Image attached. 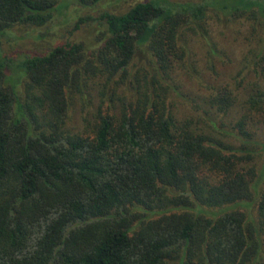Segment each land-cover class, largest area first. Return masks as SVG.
Returning <instances> with one entry per match:
<instances>
[{
  "label": "trees",
  "instance_id": "16d2710c",
  "mask_svg": "<svg viewBox=\"0 0 264 264\" xmlns=\"http://www.w3.org/2000/svg\"><path fill=\"white\" fill-rule=\"evenodd\" d=\"M60 1L0 0V37L46 25ZM209 11L244 18L255 41L233 85L195 64ZM100 19L91 52L0 48V264H264V0H149ZM184 81L198 113L174 102Z\"/></svg>",
  "mask_w": 264,
  "mask_h": 264
},
{
  "label": "rangeland",
  "instance_id": "374dc122",
  "mask_svg": "<svg viewBox=\"0 0 264 264\" xmlns=\"http://www.w3.org/2000/svg\"><path fill=\"white\" fill-rule=\"evenodd\" d=\"M146 1L149 0H101L94 7H82L74 0H61L53 12L52 19L46 25L18 26L9 31L8 36L0 37V48L7 55L43 54L55 45L70 42L82 43L85 50L91 52L101 44L99 38L105 30L103 21L100 19L102 14L120 15L135 4ZM168 1L178 4L200 2V0ZM204 26L207 30L206 35L203 37L200 35L199 39L195 40L196 67L202 73L205 82H227L233 85V78H237L239 76L237 74L242 69L240 63L242 55L255 45V41L249 34V23L241 17L217 15L209 11ZM208 49L214 50L215 55H209ZM190 86L188 81H184L183 88H180L186 95V99L173 98L180 110L193 114L200 112V109L195 106L196 100L200 102L195 93L200 94V92L197 91L199 87L193 86L195 91L191 93ZM81 108L77 100L69 111L73 122L79 118ZM258 140L264 145V133H260ZM258 170H264V151L258 161ZM239 208L253 217L252 209H247L245 205Z\"/></svg>",
  "mask_w": 264,
  "mask_h": 264
}]
</instances>
